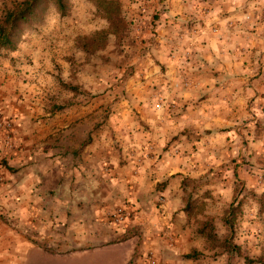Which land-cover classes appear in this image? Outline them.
<instances>
[{
	"label": "rangeland",
	"instance_id": "rangeland-1",
	"mask_svg": "<svg viewBox=\"0 0 264 264\" xmlns=\"http://www.w3.org/2000/svg\"><path fill=\"white\" fill-rule=\"evenodd\" d=\"M23 1L0 0V27ZM63 3L64 15L53 0L38 3L15 49L0 46L11 104L3 140L12 145L27 119V133L57 151L97 144L114 162L158 164L164 175L143 194L158 207L166 192L184 214L178 226L201 250L190 260L264 264V0ZM2 162L0 184L1 168L11 174ZM110 216L120 225L130 213L120 206Z\"/></svg>",
	"mask_w": 264,
	"mask_h": 264
},
{
	"label": "crops",
	"instance_id": "crops-1",
	"mask_svg": "<svg viewBox=\"0 0 264 264\" xmlns=\"http://www.w3.org/2000/svg\"><path fill=\"white\" fill-rule=\"evenodd\" d=\"M54 26L62 31L68 27L64 21ZM6 54L1 53L4 59ZM165 64L167 73H176V58ZM5 88L0 84L4 120L11 107ZM26 120L14 129L12 145L0 132V159L11 172L1 168L7 177L0 184V264H37L39 256L61 264H150L149 254L153 264H198L189 253L201 251L199 245L178 226L184 214L169 208L166 192L158 207L155 196L143 194L152 178L158 182L163 177L158 164L121 163L118 157L114 162L113 154L104 155L97 144L57 151L39 142L33 130L27 133ZM120 206L130 216L119 225L110 215ZM87 256L91 262L85 261Z\"/></svg>",
	"mask_w": 264,
	"mask_h": 264
},
{
	"label": "trees",
	"instance_id": "trees-1",
	"mask_svg": "<svg viewBox=\"0 0 264 264\" xmlns=\"http://www.w3.org/2000/svg\"><path fill=\"white\" fill-rule=\"evenodd\" d=\"M45 0H25L23 1L19 7H16L15 10L7 13L5 17V28L0 27V46H3L5 49H15V46H11L13 44L12 39L16 36L14 42L17 41L18 33L24 28H29L32 24H30L29 16L34 12V7L38 5V3ZM57 9L59 8L64 15V3L63 0H53ZM58 10V11H60ZM71 90H76L75 87L66 86Z\"/></svg>",
	"mask_w": 264,
	"mask_h": 264
},
{
	"label": "built area",
	"instance_id": "built-area-1",
	"mask_svg": "<svg viewBox=\"0 0 264 264\" xmlns=\"http://www.w3.org/2000/svg\"><path fill=\"white\" fill-rule=\"evenodd\" d=\"M122 220H123V215H118L117 218H116V221L120 222ZM148 261H149L150 264L154 263V261L152 259V256L150 254L148 255Z\"/></svg>",
	"mask_w": 264,
	"mask_h": 264
}]
</instances>
